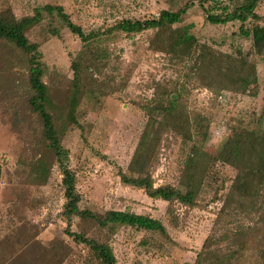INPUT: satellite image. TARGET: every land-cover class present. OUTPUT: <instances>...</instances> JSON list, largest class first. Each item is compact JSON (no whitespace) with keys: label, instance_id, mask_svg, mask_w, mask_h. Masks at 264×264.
Segmentation results:
<instances>
[{"label":"rangeland","instance_id":"374dc122","mask_svg":"<svg viewBox=\"0 0 264 264\" xmlns=\"http://www.w3.org/2000/svg\"><path fill=\"white\" fill-rule=\"evenodd\" d=\"M248 1L0 0V11L8 9L17 18L44 5L61 6L85 33L104 31L124 18L157 17L163 9L181 11L162 34L114 31L91 41L74 110L71 62L83 48L80 38L56 13L45 10L26 32L42 53L48 109L60 130L66 165L75 175L79 207L149 215L164 225L168 236L129 226L109 235L77 216L67 225L61 215L59 168L52 164L43 183L31 171L43 146L40 118L27 103L31 90L26 55L0 48V264H100L67 228L107 239L116 264H263L264 211L228 208L221 213L236 169L217 155L233 136L264 133V50L256 51L251 37L241 32L264 25V0H253L259 19L249 17L242 29L238 20H207ZM170 30L192 35L188 54L169 50ZM250 66L251 80L233 82L249 73ZM172 100L178 101L174 120L168 118L169 125L150 149L146 169L154 186L184 190L182 181H194L193 206L150 198L121 181V173L136 176L140 168L134 150L147 119L167 122L165 109ZM181 115L188 118L187 127L177 123ZM175 123L182 128H173Z\"/></svg>","mask_w":264,"mask_h":264},{"label":"trees","instance_id":"16d2710c","mask_svg":"<svg viewBox=\"0 0 264 264\" xmlns=\"http://www.w3.org/2000/svg\"><path fill=\"white\" fill-rule=\"evenodd\" d=\"M255 2H248L236 7L233 11H222L217 14H210L207 20L211 23H226L232 20L241 22L242 24L249 18L259 19V15L254 11ZM48 13H56L64 25L77 35L83 48L80 50L71 62L73 69V81L75 83V93L71 100V109H75L77 104L78 93L81 92L80 80L81 75L86 71L84 59L86 55L91 53L90 44L100 34L113 33L120 31L125 34L139 33L145 30H155V33L162 34L171 25L176 23L181 11H170L163 9L157 17L146 19H121L111 25L104 31H89L85 33L79 25L73 23L68 15L63 12L61 6L44 5L42 9H36L32 15H25L20 18L4 9L0 11V48L6 49L8 52L19 51L26 55L28 63V85L31 90L27 103L31 110L40 118L41 123V143L43 150L33 159L31 171L34 173V180L43 183L51 170V165L56 164L62 175L64 203L62 205L61 215L65 218L67 225L70 226L72 217L77 216L83 221H88L96 225L102 231L109 235H113L119 226H129L134 229L158 232L164 236H168L164 225L156 218L145 214H137L124 210H107L104 213H97L89 209H81L78 205L80 196L75 187V175L66 165V150L61 143L60 130L57 128L51 112L48 109L49 95L47 86L42 80L43 62L42 53L38 45L29 41L26 32L40 21L42 11ZM244 35L250 36L252 46L256 51L264 50V25L254 24L251 29L241 31ZM193 37L188 33L178 34L170 30L168 32V48L173 53L181 55L188 54L191 48ZM204 51V48H201ZM250 72L246 75L239 74L234 78L237 80H251L254 76V67H249ZM178 107V101H169L166 107L167 122L157 121L150 116L140 134L137 146L134 150L135 162L140 165L136 176H128L121 173V181L125 184L136 188L143 189L145 194L154 199H162L164 201H174L193 206L195 204L197 187L194 181L187 179L182 181L184 190L176 188L169 184L154 186L151 175L146 169L147 160L150 158V149L154 148L157 143L160 132L167 126L168 118L173 119V114ZM70 110L68 116L72 117L74 111ZM181 120L177 123L188 125L186 115H181ZM71 120V118H69ZM175 123L173 128L180 130ZM183 125V126H184ZM185 127V126H184ZM189 137V135H187ZM217 158L236 169V174L232 180L228 193L225 196L221 213L226 209L243 211L248 208L250 211H264V133L254 131H245L236 136L229 138L223 143ZM52 159V163L50 161ZM196 156L193 155L188 161V169L193 170ZM187 169V171H189ZM190 172V171H189ZM2 167L0 165V178ZM234 206V207H233ZM226 214V213H225ZM230 215V213L228 214ZM77 243H82L88 247L93 256L100 264H116V258L107 239L99 240L94 237L86 236L82 232L65 231ZM219 264V263H215ZM264 264V262H263Z\"/></svg>","mask_w":264,"mask_h":264}]
</instances>
